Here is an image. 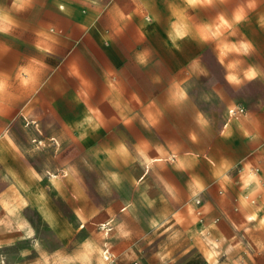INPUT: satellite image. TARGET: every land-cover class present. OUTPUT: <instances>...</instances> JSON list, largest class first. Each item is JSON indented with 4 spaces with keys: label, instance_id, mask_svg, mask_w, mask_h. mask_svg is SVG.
<instances>
[{
    "label": "crops",
    "instance_id": "0c3cea01",
    "mask_svg": "<svg viewBox=\"0 0 264 264\" xmlns=\"http://www.w3.org/2000/svg\"><path fill=\"white\" fill-rule=\"evenodd\" d=\"M260 8L232 39L214 37L193 0H0V150L17 156L13 144L20 143L21 130L36 144L59 143L55 135H45L47 123L61 125L60 131L72 133L80 143H129L130 136L138 153L126 157L125 170L130 173V159L140 162L143 178L151 171L149 164L163 159L147 156L149 143H157L170 150L169 164L184 177L178 194L191 193L190 209L196 206V196L208 188L221 192L222 184L232 197L225 208L234 219L226 217L220 225L230 236L237 224L247 222L264 238V212L249 201L257 179L246 166L256 162L264 148ZM213 62L224 83L236 91L222 89L223 105L244 107L238 116L223 113L219 124L188 90V83L207 75ZM252 84L258 94L250 97L247 87ZM82 91L100 93L89 97L96 107L86 106ZM103 101L109 106L103 107ZM118 116H125L123 133L114 127ZM237 164L245 166L234 170ZM156 167L155 176L136 185L135 202L151 195L149 180L155 181L157 195L161 189L176 197L169 177ZM47 173L55 179L56 174ZM1 176L8 188L23 179L9 168H3ZM8 188L2 193L6 198ZM80 197L78 192L76 204ZM50 231L61 245L69 234L63 226ZM180 234L187 250L208 260L223 242L208 217L192 215ZM248 252L253 261L264 255V249ZM74 263L79 264L78 259L59 264Z\"/></svg>",
    "mask_w": 264,
    "mask_h": 264
},
{
    "label": "rangeland",
    "instance_id": "374dc122",
    "mask_svg": "<svg viewBox=\"0 0 264 264\" xmlns=\"http://www.w3.org/2000/svg\"><path fill=\"white\" fill-rule=\"evenodd\" d=\"M193 2L198 17L208 19L214 37L223 35L232 39L238 37L252 13L264 5V0ZM209 70L207 75L188 83V90L195 102L219 124L221 115L227 114V107L235 105H223V91L229 94L236 91L224 83L214 62ZM247 88L250 97L258 94L256 84ZM260 94L264 95L262 89ZM81 95L88 98L86 106L96 107V101L93 103L89 97L100 93L82 91ZM102 104L109 106L108 102ZM124 121L125 116H118L114 123L122 133ZM46 125L45 135H55L59 143L36 144L37 141H31V134L26 137L21 130L17 135L20 143L13 144L19 152L17 156L6 149L0 150V264L7 261L59 264L63 259H78L79 264H264L263 254L254 256L253 261L248 252L250 248L257 252L264 249V238H258L261 235L252 231L251 224H237L230 236V231L220 225L226 217L234 219V213L225 208L232 197L226 194L222 184L221 192L208 188L196 196V206L189 208L194 197L191 198V193L178 194L183 190L184 177L169 164L171 159L166 155L170 150L149 143L147 156L163 155V159L149 164L151 171L142 178L140 162L131 163L130 159V173L125 170L126 157L138 153L136 143H130V136L129 143H80L72 133L60 131L61 125ZM157 165L169 177L176 197L166 195L161 189L157 195L155 181L149 180L151 195L143 202H135L139 192L136 185L155 176ZM243 166L237 164L234 170ZM246 166L257 179L256 194L250 195L249 201L264 212V148L263 155ZM3 168L11 169L23 179L8 188V181L1 176ZM47 171L56 174L55 179ZM6 188L8 198L2 195ZM78 192L82 200L76 204ZM192 215L210 218L223 240L211 260L185 248L186 240L182 239L180 229L189 225ZM244 219L247 221L246 216ZM24 220L31 222L32 227ZM101 222H108L106 226L110 225L111 229L105 232ZM61 226L68 227L69 233L63 245L50 231L51 227ZM104 247H109L107 259L103 256Z\"/></svg>",
    "mask_w": 264,
    "mask_h": 264
},
{
    "label": "built area",
    "instance_id": "2783aa9c",
    "mask_svg": "<svg viewBox=\"0 0 264 264\" xmlns=\"http://www.w3.org/2000/svg\"><path fill=\"white\" fill-rule=\"evenodd\" d=\"M244 112V107H242L241 105H234L233 107H228L227 108V115L228 117H234V116H238L241 113ZM108 224V222H104L103 227L105 228V232L109 231L111 229L110 225L106 226ZM103 256L104 258H108L109 256V247H104L103 249Z\"/></svg>",
    "mask_w": 264,
    "mask_h": 264
},
{
    "label": "snow or ice",
    "instance_id": "6c2138e0",
    "mask_svg": "<svg viewBox=\"0 0 264 264\" xmlns=\"http://www.w3.org/2000/svg\"><path fill=\"white\" fill-rule=\"evenodd\" d=\"M183 98V95L182 94H180V96L178 97V99H182Z\"/></svg>",
    "mask_w": 264,
    "mask_h": 264
},
{
    "label": "bare ground",
    "instance_id": "6f19581e",
    "mask_svg": "<svg viewBox=\"0 0 264 264\" xmlns=\"http://www.w3.org/2000/svg\"><path fill=\"white\" fill-rule=\"evenodd\" d=\"M30 211V210H29ZM32 215V214H31ZM10 264V263H9Z\"/></svg>",
    "mask_w": 264,
    "mask_h": 264
}]
</instances>
